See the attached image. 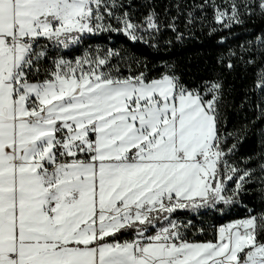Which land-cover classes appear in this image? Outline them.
<instances>
[{
  "label": "snow or ice",
  "instance_id": "snow-or-ice-1",
  "mask_svg": "<svg viewBox=\"0 0 264 264\" xmlns=\"http://www.w3.org/2000/svg\"><path fill=\"white\" fill-rule=\"evenodd\" d=\"M207 7L209 35L264 22V0H203L189 32ZM169 12L0 0V264H264V29L217 58L255 75L253 118L232 127L224 71L198 79L90 43L117 34L158 54L165 28L185 39ZM181 210L242 215L196 229Z\"/></svg>",
  "mask_w": 264,
  "mask_h": 264
},
{
  "label": "trees",
  "instance_id": "trees-1",
  "mask_svg": "<svg viewBox=\"0 0 264 264\" xmlns=\"http://www.w3.org/2000/svg\"><path fill=\"white\" fill-rule=\"evenodd\" d=\"M157 5L158 11H163L165 7L170 9L169 16L176 17L175 22L180 32L185 33V39L177 41L170 29L165 28L160 36L161 51L154 53L144 44L133 45L123 35L112 34L110 37L90 41L94 46L100 45L106 47L109 44L117 48H126L129 52L147 56L149 60L154 63L163 64L164 62L178 63L181 69L187 70L188 75H195L196 78H212L215 72L224 71L226 84L234 87V91L230 95L232 107L229 109V127L239 126L246 118H253V104L256 97L248 91L255 79L254 71L249 70L247 73L243 72L241 68H237L234 73H227L226 70L221 69L218 65V57L223 55L228 56L229 50L238 51L239 44L244 40L251 38V33L259 34L261 29H264V22L257 20L254 24L249 22L247 30L242 28H235L232 32L227 29L218 31L213 35H209L213 27L218 28L213 19V9L207 7L204 13H197L195 26L189 32L185 27L186 12L193 4L202 3L203 0H153ZM180 2L185 7V12L177 15L174 5ZM221 0H217L220 3ZM222 37H227L226 41L219 43ZM171 40L170 48L165 49V42ZM79 54V53H77ZM247 93V96H246ZM244 107H241V104ZM256 146L255 137H251L245 142L242 152L251 151ZM242 213L232 212L231 214L221 216L218 213H213L211 210H200L197 214L193 211H178L176 216L180 221L191 220L199 229L201 226L208 228L209 226H221L230 222L233 219L240 218ZM195 231V229L193 230ZM198 239L211 238L209 232L207 236L200 237L197 233Z\"/></svg>",
  "mask_w": 264,
  "mask_h": 264
}]
</instances>
